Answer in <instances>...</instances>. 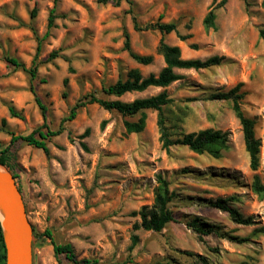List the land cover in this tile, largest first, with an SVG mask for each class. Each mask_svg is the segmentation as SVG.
Segmentation results:
<instances>
[{"label":"rangeland","instance_id":"rangeland-1","mask_svg":"<svg viewBox=\"0 0 264 264\" xmlns=\"http://www.w3.org/2000/svg\"><path fill=\"white\" fill-rule=\"evenodd\" d=\"M262 1L226 0L215 10L216 29L205 31L203 19L213 0H128L119 5L0 0V150L9 145V132L25 136L43 124L31 85L46 108L45 124L51 130L62 128L46 142L47 154L22 141L10 146V165L32 227V264H69L63 255L54 257L49 240L40 237L45 230L56 243L70 244L77 261L264 264V236L254 233L264 227V201L250 189L255 176L264 183ZM157 21L175 23L176 31L161 35L144 29ZM125 33L131 52L152 57L149 65L130 57L124 49ZM160 39L178 47L182 59L223 60L205 70H176L181 79L165 88L120 97L103 93L131 70L143 78L157 75L164 67L156 52ZM6 58L26 69L35 64V80L30 82L29 75ZM238 83L245 92L241 110L254 120V136L260 142L256 171L249 168L231 102L213 98ZM162 92L173 100L164 110L172 138L205 129L226 132L227 149L219 158L182 146L163 150L157 113L151 110L144 111L145 126L136 134H126L123 123L138 116L123 117L96 104L78 108L71 121L62 123L72 106L89 95L130 103ZM10 106L21 118L10 117ZM157 175L174 194L168 205L174 220L160 232L135 230L140 219L134 213L152 205ZM231 198L235 201L229 204L243 217H252L253 226L237 225L213 207L217 200ZM192 220L216 230L201 236L188 227ZM132 236L137 238L133 246Z\"/></svg>","mask_w":264,"mask_h":264},{"label":"trees","instance_id":"trees-1","mask_svg":"<svg viewBox=\"0 0 264 264\" xmlns=\"http://www.w3.org/2000/svg\"><path fill=\"white\" fill-rule=\"evenodd\" d=\"M122 1L128 0H97L101 4H114L119 5ZM213 0L212 8L208 11L203 19V28L205 31L215 30V10L222 7L226 0H220L215 3ZM262 7H264V0L262 1ZM35 11L31 13L33 17ZM50 16V23L52 21ZM145 30H156L161 35L170 34L176 31L175 23H161L159 21L145 26ZM260 38L264 41V30L259 31ZM124 49L129 52L130 57L141 65H149L152 61L151 56H141L130 51L129 37L128 34H124ZM183 40L185 38H182ZM192 48H195L193 45ZM156 52L160 55L164 62V67L158 72L157 75H149L143 78L137 69L128 72L125 80H118L115 84L103 89V93L107 96L120 97L127 93L132 92H143L148 88H165L181 79V76L176 73V70H205L212 67H217L221 64L223 58L219 56H211L205 60L198 59H182L180 56V50L176 46H170L166 44L163 39H160ZM55 54H52V57ZM7 63L14 67L25 71L29 75L30 82L34 81L37 76V68L35 64L32 67L26 69L22 63L14 58H6ZM66 83V81H65ZM243 84L238 83L235 87L231 88L227 92L215 94L213 98L231 102V108L238 119L241 126L245 151L249 158V168L251 171H256L259 166V148L260 142L254 136V120L246 117L241 110V101L245 96V92L242 91ZM30 91L34 95L35 102L41 110L43 117V124L39 128L33 130L31 133L25 136H17L12 132H9L10 141L9 145L0 150V165L4 166L16 179V175L13 173V168L10 165L12 154L10 152V146L17 141H22L26 145L42 150L47 154L48 149L46 142L51 138L56 137L62 133V128L59 127L57 130H51L45 124V112L46 108L36 95L33 86H30ZM173 103L165 92L159 93L158 95L136 99L130 103H123L118 100H104L97 98L94 95H89L83 100H80L72 106L67 117L62 120L71 121L78 108L83 107L87 104H96L99 107L107 111H115L123 117H135L138 116L136 121H124V129L126 134L140 133L145 126V114L144 111L151 110L157 113V127L159 130V140L161 148L165 151H169L171 147L182 146L186 147L189 151L201 155L207 154L212 158H219L221 152L227 149L228 134L219 130L205 129L198 132H191L182 134L180 137L174 139L169 133L166 117L164 114L165 108ZM10 117L21 118V115L14 110L13 107L8 108ZM4 125L5 122L2 121ZM42 129H45L43 131ZM87 132L83 134L85 137ZM250 189L254 195L260 200L264 201V183H261L258 177H254ZM20 192V188L18 187ZM174 197L173 192L168 189V182L161 176L156 177V187L153 190V203L151 206H144L138 212L134 213L140 219L139 224L134 225V229H142L144 231L160 232L164 227L173 222V215L168 205ZM229 201H235L234 198L230 200H217L213 203V207L225 212L231 218V220L241 226H253L254 220L252 217H243L235 208H233ZM188 227L195 233L203 236L213 233L216 229L206 223H201L198 220H192L188 222ZM254 233H260L264 236V227H260L254 230ZM40 237L49 240L54 257L57 258L63 255L69 264H99L96 260H82L77 261L75 259L72 246L68 243L58 244L55 242L54 237L50 230H45ZM132 246L136 243V236H132ZM0 264H5V251L0 231Z\"/></svg>","mask_w":264,"mask_h":264},{"label":"water","instance_id":"water-1","mask_svg":"<svg viewBox=\"0 0 264 264\" xmlns=\"http://www.w3.org/2000/svg\"><path fill=\"white\" fill-rule=\"evenodd\" d=\"M0 231L5 264H32V227L21 192L11 173L0 165Z\"/></svg>","mask_w":264,"mask_h":264}]
</instances>
